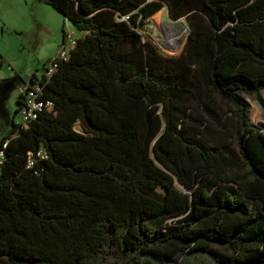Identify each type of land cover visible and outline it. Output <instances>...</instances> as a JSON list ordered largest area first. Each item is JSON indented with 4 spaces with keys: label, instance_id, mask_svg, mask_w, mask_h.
Segmentation results:
<instances>
[{
    "label": "trees",
    "instance_id": "16d2710c",
    "mask_svg": "<svg viewBox=\"0 0 264 264\" xmlns=\"http://www.w3.org/2000/svg\"><path fill=\"white\" fill-rule=\"evenodd\" d=\"M47 1L83 34L0 142V264H264V0ZM165 6L177 55L138 30Z\"/></svg>",
    "mask_w": 264,
    "mask_h": 264
},
{
    "label": "rangeland",
    "instance_id": "374dc122",
    "mask_svg": "<svg viewBox=\"0 0 264 264\" xmlns=\"http://www.w3.org/2000/svg\"><path fill=\"white\" fill-rule=\"evenodd\" d=\"M144 42L153 43L161 53L177 55L188 38L186 17L174 20L165 6L138 28ZM80 37L78 30L47 0H0V142L12 125L19 90L33 74L42 76L44 65L60 52L65 34ZM181 39L177 44L173 43ZM259 95L264 100V90ZM252 124H264V111L253 95H248ZM80 126H76V125ZM84 128L77 121L75 129ZM177 187L190 190L179 182Z\"/></svg>",
    "mask_w": 264,
    "mask_h": 264
},
{
    "label": "built area",
    "instance_id": "2783aa9c",
    "mask_svg": "<svg viewBox=\"0 0 264 264\" xmlns=\"http://www.w3.org/2000/svg\"><path fill=\"white\" fill-rule=\"evenodd\" d=\"M77 40L78 37H73L72 33H66L59 54L45 64L42 76L34 75L31 81L25 83L20 89L22 104L14 125L19 128H27L31 121L35 120L43 110H51L54 108V102L52 100L43 98V85L51 79L53 72L58 66V61L67 59L70 56L72 49L76 46ZM8 143L9 139H6L2 144L0 143V173L6 159ZM37 156L46 158L47 153L44 150H40ZM28 161L29 166L34 164L35 157L31 152L29 153Z\"/></svg>",
    "mask_w": 264,
    "mask_h": 264
},
{
    "label": "crops",
    "instance_id": "0c3cea01",
    "mask_svg": "<svg viewBox=\"0 0 264 264\" xmlns=\"http://www.w3.org/2000/svg\"><path fill=\"white\" fill-rule=\"evenodd\" d=\"M83 33L81 32V35H82ZM34 75V74H33ZM31 78H29V80H30ZM24 82H26V80L24 81ZM19 93H20V90H19ZM19 97V96H18ZM18 97H17V100H18ZM4 101V96H3V94H2V92L0 91V103H2V102ZM16 103H17V101H16ZM17 107H18V104H17V106H16V109H17ZM16 109L13 111V114L11 115V118H12V120L11 121H13V117H14V114H15V111H16ZM12 127H13V123H12V125L10 126V128H9V130H8V132L6 133V134H8L10 131H11V129H12ZM5 134V135H6Z\"/></svg>",
    "mask_w": 264,
    "mask_h": 264
},
{
    "label": "flooded vegetation",
    "instance_id": "af4514ba",
    "mask_svg": "<svg viewBox=\"0 0 264 264\" xmlns=\"http://www.w3.org/2000/svg\"><path fill=\"white\" fill-rule=\"evenodd\" d=\"M45 64H46V63H45ZM44 66H45V65H44ZM34 75H36V74H34ZM34 75H33V76H34ZM33 76H32V77H33ZM32 77H31V79H32ZM31 79H30V81H31ZM30 81H27V82H25V83H28V82H30ZM17 116H18V112L15 111V114H14V117H13V121H12L13 124H14L15 120L17 119Z\"/></svg>",
    "mask_w": 264,
    "mask_h": 264
},
{
    "label": "water",
    "instance_id": "95a60500",
    "mask_svg": "<svg viewBox=\"0 0 264 264\" xmlns=\"http://www.w3.org/2000/svg\"><path fill=\"white\" fill-rule=\"evenodd\" d=\"M81 121V120H80ZM81 124H82V126L84 127V129L81 131L82 133H88V131H87V129H86V127H85V125L83 124V122L81 121Z\"/></svg>",
    "mask_w": 264,
    "mask_h": 264
},
{
    "label": "bare ground",
    "instance_id": "6f19581e",
    "mask_svg": "<svg viewBox=\"0 0 264 264\" xmlns=\"http://www.w3.org/2000/svg\"><path fill=\"white\" fill-rule=\"evenodd\" d=\"M180 40H181V39H179V40L175 41V42L173 43V45L177 44V42H179Z\"/></svg>",
    "mask_w": 264,
    "mask_h": 264
}]
</instances>
